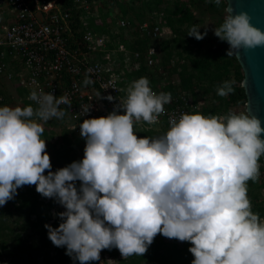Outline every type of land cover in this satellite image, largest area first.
Listing matches in <instances>:
<instances>
[{"label": "clouds", "instance_id": "1", "mask_svg": "<svg viewBox=\"0 0 264 264\" xmlns=\"http://www.w3.org/2000/svg\"><path fill=\"white\" fill-rule=\"evenodd\" d=\"M225 11L213 32L229 45L226 56L264 47V30L248 12L230 4ZM200 29L192 26L188 36L203 40L207 28ZM235 83L223 81L217 95L232 94ZM171 98L153 91L147 77L133 81L109 115L80 124L84 158L56 171L41 121L63 119L69 97L33 90L29 100L37 107H0V206L25 185L54 198L66 210L54 213L58 227L45 224L48 238L79 264L99 261L104 249L118 248L124 259L143 256L157 234L190 242L192 264H264V219L252 211L247 186L260 176L262 121L243 112L182 113L165 134L138 138L134 124L159 129L153 124Z\"/></svg>", "mask_w": 264, "mask_h": 264}, {"label": "trees", "instance_id": "2", "mask_svg": "<svg viewBox=\"0 0 264 264\" xmlns=\"http://www.w3.org/2000/svg\"><path fill=\"white\" fill-rule=\"evenodd\" d=\"M97 1V0H96ZM95 10L87 14L83 9L71 7L72 0H63V5L71 12V30L69 46L75 47L84 32L81 18H85L88 28L104 36L109 50L123 43L126 51L115 57L116 70L121 75L120 86L127 91L129 85L147 77L150 86L157 93H171L178 90L189 95L195 103L202 99V104L192 113L225 115L232 112L246 113L247 96L242 86L243 70L235 55L226 56L229 45L214 35L227 14L226 0L217 6L212 0H98ZM124 18L128 23L120 26L118 20ZM167 28L160 36L142 32L140 25L148 22L153 28L159 21ZM100 21V23H98ZM194 25L201 27L207 36L203 40L189 37V30ZM81 29V30H80ZM70 30V31H71ZM153 47L154 63L148 65L146 53ZM102 54L96 53L94 59ZM19 68H12L13 76L0 77V107L8 106L16 99L21 100L20 107L35 103L26 99L27 92L15 83L19 80ZM225 80H235L234 92L226 97L217 95V86ZM62 110H65L64 108ZM66 112V111H65ZM76 120L67 114L63 119L53 118L48 121L50 128L44 129L43 135L49 146L52 171L63 168L75 161H81L77 150L84 152L86 140L80 133L67 128ZM61 131H58L59 129ZM168 128L161 125L156 130L146 125L135 126L138 138L157 137L165 134ZM58 145V147H57ZM47 148H51L48 150ZM82 156V155H81ZM260 176L257 182L248 181V196L252 211L264 219V164L258 161ZM47 173V170L45 171ZM81 185L76 182L77 188ZM14 199L0 206V264H79L66 254V247H56L48 238L45 224L58 227L62 222L54 213L62 209L54 198L43 197L36 191L35 185H25L17 190ZM64 208V207H63ZM54 210V211H53ZM193 245L178 239L166 241L165 236L157 234L153 243L143 255H132L124 259L118 248L104 249V253L113 259V264H192L193 254L189 251ZM52 252L55 253L54 257ZM90 264H110L92 261Z\"/></svg>", "mask_w": 264, "mask_h": 264}, {"label": "built area", "instance_id": "3", "mask_svg": "<svg viewBox=\"0 0 264 264\" xmlns=\"http://www.w3.org/2000/svg\"><path fill=\"white\" fill-rule=\"evenodd\" d=\"M72 2L71 7L83 9L87 14L97 8L96 0ZM63 4V0H0V77L10 78L12 68H19L15 86L28 93L26 99L33 90L53 93L57 97L67 95L71 107L61 105V109L76 120L67 128L80 133L79 126L85 119L107 116L126 99L127 91L120 86L121 75L115 65V57H120L126 48L119 43L109 50L104 36L91 31L85 18L80 20L84 27L81 41L70 47L71 12ZM158 21L153 28L145 22L140 30L152 37L161 36L167 28L160 18ZM118 23L123 27L128 22L120 18ZM154 50L153 47L147 50L148 65L154 63ZM96 53L102 54L100 59H94ZM86 80L90 82L86 84ZM109 95L114 100L106 99ZM171 97L158 123L153 125H165L169 130L170 119H178L182 113L192 114L202 104V99L198 98L195 103L181 90ZM85 106L90 108L87 115L82 111ZM118 114L124 113L121 110ZM146 124L141 120L134 127Z\"/></svg>", "mask_w": 264, "mask_h": 264}, {"label": "water", "instance_id": "4", "mask_svg": "<svg viewBox=\"0 0 264 264\" xmlns=\"http://www.w3.org/2000/svg\"><path fill=\"white\" fill-rule=\"evenodd\" d=\"M227 6L235 12L246 11L252 17V24L264 30V0H226ZM243 70L242 86L247 101L246 113L255 115L262 121L264 127V47L255 49H242L235 55ZM264 139V133H261ZM264 164V156H261Z\"/></svg>", "mask_w": 264, "mask_h": 264}, {"label": "rangeland", "instance_id": "5", "mask_svg": "<svg viewBox=\"0 0 264 264\" xmlns=\"http://www.w3.org/2000/svg\"><path fill=\"white\" fill-rule=\"evenodd\" d=\"M100 3V2H99ZM21 104V100L20 99H16V100H14V102H12V104H10V105H8V106H10V107H16V106H19ZM41 123H42V125H43V127H44V129H48V128H50L51 127V125L50 124H48V122H46V123H44V122H42L41 121ZM59 129V128H58ZM156 130H157V128H156ZM58 131H61L60 129L58 130ZM43 140H46V144L48 143V144H50V142H47V138L44 136V135H42V137H41ZM47 144V147L49 146ZM84 145L86 146V144L84 143ZM57 147H58V145H57ZM48 150H51V148H47ZM85 149V148H84ZM77 152L79 153L78 154V156H79V159H83L84 158V152H81L79 149L77 150ZM82 155V156H81ZM47 173H45V175H46ZM262 179L264 178V176H262L261 177ZM61 206V205H60ZM62 207V206H61ZM62 209L63 210H66L65 208H63L62 207ZM54 211V210H53ZM165 239H166V241H170V239L169 238H167V237H165ZM54 255H55V253H53L52 252V256L54 257ZM104 260H107L110 264H113L114 263V261H113V259L108 255V253H104L103 255H102V258L100 257V260H99V262H103Z\"/></svg>", "mask_w": 264, "mask_h": 264}]
</instances>
